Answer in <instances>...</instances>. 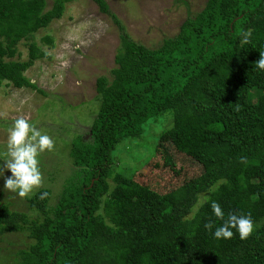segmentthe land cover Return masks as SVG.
I'll use <instances>...</instances> for the list:
<instances>
[{"label":"trees","instance_id":"obj_1","mask_svg":"<svg viewBox=\"0 0 264 264\" xmlns=\"http://www.w3.org/2000/svg\"><path fill=\"white\" fill-rule=\"evenodd\" d=\"M72 1L54 0L48 8L47 0H0V87L8 82L43 93L25 76L47 57L33 38ZM92 1L121 25L106 0ZM120 28L117 67L97 79L100 108L90 139L72 145L76 170L61 199L49 208V189L29 198L42 221L1 206L0 237L29 231L33 242L19 252L20 264H264V71L255 65L264 51V0H208L157 48ZM248 29L250 42L241 43ZM43 41L53 44L51 37ZM166 113L173 125L159 146L168 141L202 173L162 194L112 166L122 142L140 138L148 121ZM212 201L225 219L250 214L253 234L241 240L233 229V238L216 239L223 221Z\"/></svg>","mask_w":264,"mask_h":264},{"label":"rangeland","instance_id":"obj_2","mask_svg":"<svg viewBox=\"0 0 264 264\" xmlns=\"http://www.w3.org/2000/svg\"><path fill=\"white\" fill-rule=\"evenodd\" d=\"M106 1L126 34L148 48H157L166 38L175 36L187 18L201 12L208 0ZM53 2L47 0L48 8ZM120 26L92 0L69 2L63 17L33 38L47 57L37 60L25 76L43 93L19 89L8 82L1 85L0 207L6 205L13 211L28 214L31 220L42 221L44 215L30 207L29 198L39 190L49 189V208L61 199L67 181L76 170L70 155L72 145L79 137L85 141L90 139V127L100 108L97 79L110 78L117 67L116 55L123 34ZM45 37H51L53 44L45 43ZM27 45L23 41L18 46V57L24 61L28 59ZM258 96V92H253L252 101ZM21 115L30 117L29 123L54 141L52 150L38 156L42 186L25 198L5 190V179L11 172L6 166L2 169L4 160L9 158L6 155L8 129ZM172 125L171 113L148 121L140 138L126 140L117 147L113 154V172L134 175L137 181L162 194L199 176L202 168L195 161L177 152L168 141H163L164 147L159 146ZM205 198H201L200 204ZM32 242L27 230L0 237V264H20L19 252L29 248Z\"/></svg>","mask_w":264,"mask_h":264},{"label":"clouds","instance_id":"obj_3","mask_svg":"<svg viewBox=\"0 0 264 264\" xmlns=\"http://www.w3.org/2000/svg\"><path fill=\"white\" fill-rule=\"evenodd\" d=\"M252 29L242 33L241 43H249ZM256 67L264 71V51L260 52V59L256 62ZM67 66V65H65ZM30 117L24 115L14 120L13 125L8 129L7 152L9 157L4 160V167L11 172V176L5 179V190L16 193L20 198L28 197L33 191L43 184V175L39 168L38 156L45 150H52L54 141L49 135L42 134L40 130L29 123ZM241 163H246V158L240 159ZM48 193L41 195L45 199ZM207 198H205L206 200ZM211 210L215 217L223 221L222 226L215 229L216 239L233 238V229L239 233L241 240H247L255 230V224L251 215H237L230 213L225 219L224 211L219 203L212 201ZM205 228L211 231L214 224L211 220L207 222Z\"/></svg>","mask_w":264,"mask_h":264}]
</instances>
